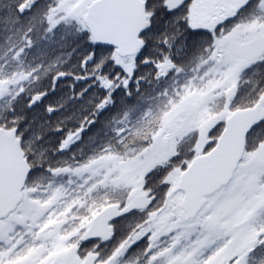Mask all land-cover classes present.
Returning <instances> with one entry per match:
<instances>
[{
    "label": "snow or ice",
    "instance_id": "obj_1",
    "mask_svg": "<svg viewBox=\"0 0 264 264\" xmlns=\"http://www.w3.org/2000/svg\"><path fill=\"white\" fill-rule=\"evenodd\" d=\"M0 45V264H264V0H0Z\"/></svg>",
    "mask_w": 264,
    "mask_h": 264
},
{
    "label": "trees",
    "instance_id": "obj_2",
    "mask_svg": "<svg viewBox=\"0 0 264 264\" xmlns=\"http://www.w3.org/2000/svg\"><path fill=\"white\" fill-rule=\"evenodd\" d=\"M18 39H19L18 37H14V42ZM0 51H3L2 45H0ZM61 59H63V57H61ZM11 67L17 70H21V65L16 64V63H13ZM27 67H28L27 63L23 64V70H27ZM3 75H5V73H3L2 69H0V77H2ZM129 144L134 145L135 141H129Z\"/></svg>",
    "mask_w": 264,
    "mask_h": 264
}]
</instances>
